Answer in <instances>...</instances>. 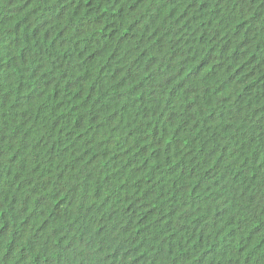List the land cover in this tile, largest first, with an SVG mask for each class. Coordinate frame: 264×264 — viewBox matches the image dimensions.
Here are the masks:
<instances>
[{"label": "trees", "instance_id": "obj_1", "mask_svg": "<svg viewBox=\"0 0 264 264\" xmlns=\"http://www.w3.org/2000/svg\"><path fill=\"white\" fill-rule=\"evenodd\" d=\"M0 264H264V0H0Z\"/></svg>", "mask_w": 264, "mask_h": 264}]
</instances>
